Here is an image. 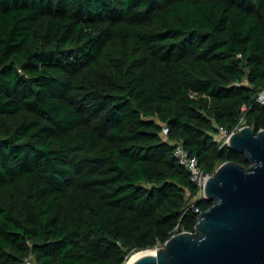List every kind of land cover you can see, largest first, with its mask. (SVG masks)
<instances>
[{"label": "trees", "instance_id": "obj_1", "mask_svg": "<svg viewBox=\"0 0 264 264\" xmlns=\"http://www.w3.org/2000/svg\"><path fill=\"white\" fill-rule=\"evenodd\" d=\"M262 89L264 0H0V264H126L195 232L213 201L176 145L249 166L217 136L264 129Z\"/></svg>", "mask_w": 264, "mask_h": 264}, {"label": "water", "instance_id": "obj_2", "mask_svg": "<svg viewBox=\"0 0 264 264\" xmlns=\"http://www.w3.org/2000/svg\"><path fill=\"white\" fill-rule=\"evenodd\" d=\"M228 145L249 166L226 162L209 177L196 231L174 234L130 264H264V129L244 126Z\"/></svg>", "mask_w": 264, "mask_h": 264}, {"label": "built area", "instance_id": "obj_3", "mask_svg": "<svg viewBox=\"0 0 264 264\" xmlns=\"http://www.w3.org/2000/svg\"><path fill=\"white\" fill-rule=\"evenodd\" d=\"M257 101L261 104H264V89L259 92ZM243 109L247 110V107L244 106ZM244 126V120L242 118L237 127L231 132L224 128H221V134L223 137L222 140L224 141V143L228 144L230 136L233 133L241 130ZM162 134L164 138H168L169 128L167 126H164ZM175 153L180 164L190 172L192 180L199 186L200 193L198 198H205V186L212 174L205 173L202 170L198 158L196 156H191L181 142L176 145ZM196 211H199V209L196 208ZM25 264H37V262L32 257H29L25 260Z\"/></svg>", "mask_w": 264, "mask_h": 264}, {"label": "bare ground", "instance_id": "obj_4", "mask_svg": "<svg viewBox=\"0 0 264 264\" xmlns=\"http://www.w3.org/2000/svg\"><path fill=\"white\" fill-rule=\"evenodd\" d=\"M156 252V249H150V250H143V251H139V252H136L134 253L131 258L128 260L127 264H130L132 262V260L140 255H143V254H149V253H155Z\"/></svg>", "mask_w": 264, "mask_h": 264}, {"label": "rangeland", "instance_id": "obj_5", "mask_svg": "<svg viewBox=\"0 0 264 264\" xmlns=\"http://www.w3.org/2000/svg\"><path fill=\"white\" fill-rule=\"evenodd\" d=\"M217 138H218L220 141H222V139H223L222 134L218 135ZM159 247H161V246H159ZM153 249H155V248H153ZM149 250H150V249H149ZM126 264H127V263H126Z\"/></svg>", "mask_w": 264, "mask_h": 264}]
</instances>
